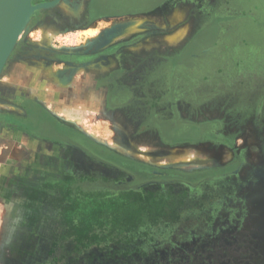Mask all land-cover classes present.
<instances>
[{"label": "rangeland", "instance_id": "rangeland-1", "mask_svg": "<svg viewBox=\"0 0 264 264\" xmlns=\"http://www.w3.org/2000/svg\"><path fill=\"white\" fill-rule=\"evenodd\" d=\"M85 2L31 1L37 9L3 68L0 104L20 105L14 101L24 99L4 87L8 84L2 80L12 66L31 67L34 58L49 57L58 61L54 64L58 77L65 70L64 58L78 56L73 54L76 51L90 55L91 43L99 39L105 22L86 32L59 31L57 17L55 23L45 22L59 10L60 19L71 21L74 17L67 14L76 13ZM45 4L53 5L40 7ZM256 5L259 11L252 14L246 10L253 8L246 0H229L222 9H214L207 21L209 34L188 49L187 58L180 59L188 73L215 78L236 75L234 81L226 78L223 85H232L238 96L231 106L239 109L230 112V102L222 103L224 106L196 117L206 124L210 142L169 145L158 134L138 130L117 116L107 121L87 118L83 125L97 139L122 141L125 156L184 172L228 164L237 150L245 165L237 178L226 182V191H212L203 202L199 194L171 192H167L168 198L155 194L143 200L138 194L120 195L101 176L86 175L89 167H100L87 164L74 169L73 161L67 159L64 193L52 190L33 202L21 192L10 199L0 193V264H264V114L250 108L249 101L262 81L250 77L258 73L264 78V0ZM151 20L158 24L161 17ZM243 25L255 28L254 36L234 32ZM63 81L60 87L67 86L68 80ZM245 104L247 111L242 108ZM38 114L41 123L43 116ZM11 119L29 127L27 117L0 105V121ZM200 131L195 129L194 137ZM45 133L36 131L35 136L42 138ZM9 135L17 140L3 149L20 163L28 156L27 141L16 132ZM221 140L232 148L223 146ZM52 180L46 178L45 182ZM0 181V188H5L8 179L0 177ZM148 204L153 205L148 208Z\"/></svg>", "mask_w": 264, "mask_h": 264}, {"label": "flooded vegetation", "instance_id": "flooded-vegetation-1", "mask_svg": "<svg viewBox=\"0 0 264 264\" xmlns=\"http://www.w3.org/2000/svg\"><path fill=\"white\" fill-rule=\"evenodd\" d=\"M86 1L79 11L75 10L76 13L67 14L74 17L71 20L72 22L60 19L62 17L60 10L49 15L48 17L51 19L45 20V22L55 23L56 21L53 18L57 17L61 23L60 25L58 23L59 31L86 32L108 19L129 16L165 17L170 15L176 8L187 10L188 16L193 22V32L191 34V38H193L187 44L186 50L188 51L193 45L199 43L204 30L209 34L210 26L206 28V22L211 12L216 8L218 10L222 9L229 0ZM246 1L253 7L246 9L249 13L259 11L256 3L261 0ZM236 27L234 32L240 35V32H238L240 30V36L252 37L256 33L255 28L252 26ZM225 31H227V28H224L223 32ZM159 35L160 31L152 27L139 37L131 38L129 42L120 44L110 50L96 55L90 53V55L68 56L61 62H63L62 65L97 62V59H104L107 55L115 57L117 51L126 49L129 46L132 47L148 40L154 41ZM117 57H119V62L115 65L116 69L113 72L115 83L113 95L111 96V100L114 101L112 106L115 109L118 107L122 109L126 114V119L133 127L141 131L158 134L166 144L192 145L210 142L206 124L198 122L196 117L201 116L204 112L224 106L222 103L228 104L230 102L228 104L230 107L231 104L236 102L238 95L232 90V85H223L226 78L234 81L235 74H220L216 78L209 75L189 74L180 80L176 78L174 72L178 67L176 62L170 67L172 71L170 74L163 72L167 60L162 59V54H160L158 48L136 54L123 53L117 55ZM47 58L43 60L58 63L57 59ZM119 70L124 73L125 81L123 83L116 80ZM222 76H225V78H221ZM261 76L258 73H253L252 77L249 76L256 81H258L257 79L262 80L259 81L261 88H258L257 95H250L253 98L249 100L251 102L250 108L255 109L254 111L258 114H264V85L261 83L264 78ZM196 77L200 79L194 80ZM18 103L23 106L22 102L19 101ZM236 107L238 106H231L233 110H230V112H236L239 109V107ZM246 107V104L243 105L244 111H247ZM30 108L32 114L26 123L29 127L23 128L19 122L15 124L18 129L10 127L6 129L7 133L13 134L16 132L17 135H22L19 138H24L28 144L27 158L20 163L12 161L7 168H2L1 172L8 179V183L2 191L6 199L13 198L15 193L21 192L25 194L29 202H33L35 199L43 198L44 193L52 190L57 191V193H60L61 190L64 193L66 188L65 178L67 176L66 164L68 160H71L74 169H80L78 166L85 167L87 164L100 167V169L89 167L86 175L91 177L101 176V178L108 181V184L111 183L120 195L138 194L144 200L148 199V196H155V194L168 198L166 196L167 192H171L170 194L195 193L200 195L203 202L212 191V193L218 194L225 192L226 182H229L228 180L231 178H237L245 165L244 159L235 150L234 157L228 164L204 170L184 172L162 166H152L112 151L79 132L47 118L45 110L37 104L31 103ZM223 108H226V106ZM253 109L249 111H253ZM38 113L43 116L41 123L36 119ZM36 121L39 125L36 124ZM195 129L201 130L198 137H194ZM40 130L46 132L45 137L35 136V132ZM207 138L209 139L206 140ZM220 143L228 149L232 148L225 140H221ZM50 177L53 179L52 182H45V179ZM247 190L248 188L244 192ZM152 205L148 204V208H151ZM144 206L147 207V205Z\"/></svg>", "mask_w": 264, "mask_h": 264}, {"label": "crops", "instance_id": "crops-1", "mask_svg": "<svg viewBox=\"0 0 264 264\" xmlns=\"http://www.w3.org/2000/svg\"><path fill=\"white\" fill-rule=\"evenodd\" d=\"M151 18L153 17L129 16L104 21L106 25L103 26L104 29L101 30V36L110 30L115 31L116 36L105 46H95L94 43L97 40L92 42L91 45H93V47L91 46L89 53L94 55L115 48L125 42H129L131 38L139 37V35L146 33L152 27L158 29L160 35L157 38L158 41H155L156 39L153 42H151L152 40H148L132 47L129 46L126 49L117 51L115 57L113 55H107L104 59H97V62L94 61L91 62V64L89 63L88 66L87 64H65V70L61 72L62 76L58 75L57 77L59 69L55 67L54 62L43 59L36 58L31 67L20 68L16 65L12 66L2 81H4V85L8 84L4 87H8L12 93L18 92L19 95L17 96H24V101L21 100V98H17L19 100L14 101V103H18L19 101L22 102L24 107L17 104H0L1 107L4 108L5 111L24 115L25 118L27 117L28 119L32 114V109L30 108L31 103L37 104L45 110L48 116L47 118H51L62 126L79 132L99 145L124 155L123 151L125 150H123L122 141L118 139H97L93 132L86 130L85 126L83 127L87 118L107 121L117 116L123 122H128L125 116L126 114L119 107L115 109L112 106L114 101L111 100L115 83L113 72L116 69L115 65L119 62V57H117V55L123 53L136 54L158 48L160 54H162V59L167 60L163 69L165 74H170L172 72L170 67L176 62L178 65L174 70L176 78L181 80L189 74L192 75V73H188L187 67L179 60L182 57H188L186 55V47L188 42L193 38H191L193 22L188 16L187 10L176 8L170 15L165 17L161 16V21L158 24L155 22L152 23ZM134 25L137 26V29L132 31L130 27ZM207 27L208 24L206 22V28ZM206 33L207 31L204 30L201 36L205 37ZM85 53V51H76L73 54L82 56ZM59 77H64L65 79L63 80H68L67 86L60 87V84L57 82L58 80H56L59 79ZM116 78L119 83L125 81L122 70H119ZM0 92L2 91L0 90ZM9 127L18 129V126L14 124L12 119L7 122L0 121V168H7L11 165L12 161L17 160V158H15L16 156H13L14 154L11 151H5L3 149L4 146L7 147L13 143L15 144L17 140L9 135L10 132L7 133L6 129ZM1 171L2 169H0V177L5 178L6 175ZM0 189L3 191L4 188L1 187Z\"/></svg>", "mask_w": 264, "mask_h": 264}, {"label": "water", "instance_id": "water-1", "mask_svg": "<svg viewBox=\"0 0 264 264\" xmlns=\"http://www.w3.org/2000/svg\"><path fill=\"white\" fill-rule=\"evenodd\" d=\"M31 1L32 0H0V77L9 56L11 55L14 47L17 44L19 36L27 27L31 15L37 9V7H33L31 5ZM52 5L53 4H45L40 7L45 8ZM115 36V31L110 30L108 32H105L102 36L99 37L94 45L105 46ZM11 43V48L4 62L1 64V61ZM91 46L93 47V45Z\"/></svg>", "mask_w": 264, "mask_h": 264}, {"label": "bare ground", "instance_id": "bare-ground-1", "mask_svg": "<svg viewBox=\"0 0 264 264\" xmlns=\"http://www.w3.org/2000/svg\"><path fill=\"white\" fill-rule=\"evenodd\" d=\"M179 15V14H178ZM175 17H176V15H175ZM112 24V23H111ZM136 24V23H135ZM140 24V23H139ZM128 26V25H127ZM122 27H124V26H122ZM118 28V27H117ZM131 28V30L132 31H134V30H136L137 29V26L136 25H134V26H131L130 27ZM114 29V28H113ZM122 31V30H121ZM130 32V31H129ZM136 32V31H135ZM125 33V32H124ZM91 34H94V33H91ZM17 35V34H16ZM16 35H15V37H16ZM15 39V38H14ZM13 39V40H14ZM12 43H13V41H12ZM12 43L9 45V47H8V49H7V51H6V53H5V55H4V57H3V59H2V61H1V64L4 62V60H5V58H6V56H7V54H8V52H9V50H10V48H11V45H12ZM34 60H36L35 58H34ZM104 63V62H103ZM30 64V63H29ZM91 64V63H90ZM98 64V63H97ZM87 66H88V64H87ZM93 66V65H92ZM91 67V66H90ZM90 67H88V68H90ZM93 68V67H92ZM103 71V70H102ZM105 71V70H104ZM53 72V71H52ZM1 78V77H0ZM53 78V77H52ZM49 79V78H48ZM54 79V78H53ZM55 80V79H54ZM63 80H60L58 83L59 84H63ZM53 83V82H52ZM56 84V83H55ZM68 100V99H67Z\"/></svg>", "mask_w": 264, "mask_h": 264}]
</instances>
